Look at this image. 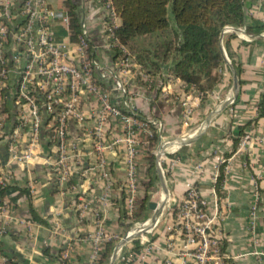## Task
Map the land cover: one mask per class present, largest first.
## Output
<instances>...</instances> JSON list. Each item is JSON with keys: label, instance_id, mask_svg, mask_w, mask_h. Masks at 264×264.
<instances>
[{"label": "crops", "instance_id": "crops-1", "mask_svg": "<svg viewBox=\"0 0 264 264\" xmlns=\"http://www.w3.org/2000/svg\"><path fill=\"white\" fill-rule=\"evenodd\" d=\"M48 1L52 8H66V0ZM71 1L86 23L94 55L114 65L119 50L110 46L105 0ZM245 9V28L264 25V0H246ZM53 29L58 40L67 38L60 22H54ZM234 32L236 37L230 38L232 32L226 33L222 42L224 46V41L229 40L240 66V89L232 104L226 102L234 82L229 65L215 71L223 73V79L204 96L165 68L155 74L147 72L126 45L134 57L127 75L133 106L146 118L162 120L164 135L169 140L167 157L160 163L157 157L150 172L147 147L140 145L134 183L124 142L104 152L107 177L103 174L92 135L100 109L93 96L86 98L85 119L69 122L72 174L62 186L56 184V146L45 124L38 146L40 158L29 169L17 164L5 167L11 179L0 204L8 207L13 219L0 236V264H91L94 236L101 226L115 242V249L129 232L137 230L121 246L113 264L178 261V236L168 226L176 202L191 185L199 187L208 200L209 212L217 215L222 249L229 256L225 264H264V148L256 144L238 150L243 134H260L264 130V30ZM16 77L17 72L10 70L9 80L0 89V121L5 128L0 153L6 161L11 136L18 139L20 146L31 140L30 127H21L23 116L14 102ZM103 84L110 87V81ZM187 106L192 107V115L186 123ZM109 129L112 134L123 135L122 127L115 121ZM222 164L224 182L222 194H217L215 175ZM151 179L153 184L149 186ZM147 194L150 197L143 207ZM216 194L219 200L215 199ZM131 196L135 202L133 212L128 201ZM150 202H156L157 207L151 208ZM256 202L257 208L253 210ZM81 205L87 206L85 211ZM142 224L144 228L139 230ZM104 248L105 245L97 264ZM111 257L107 264H111Z\"/></svg>", "mask_w": 264, "mask_h": 264}, {"label": "built area", "instance_id": "built-area-1", "mask_svg": "<svg viewBox=\"0 0 264 264\" xmlns=\"http://www.w3.org/2000/svg\"><path fill=\"white\" fill-rule=\"evenodd\" d=\"M18 2L0 0V89L9 80L10 70H15L17 77L12 91L14 102L23 116L21 127H30L31 140L27 145L20 146L18 139H12L11 136L8 161L0 153V188L8 185L11 179L6 166L17 164L22 169H29L40 158L38 146L45 124L49 126V138L56 146L58 185L62 186L69 181L72 174L69 122L72 119H85L83 108L89 96L96 98L100 104L92 135L105 177L107 172L104 152L123 142L127 144L128 169L132 183L136 174L138 148L140 145L147 146L148 136L159 134L161 143L156 155L159 163L165 159L169 140L164 135L162 120L151 117L144 122L133 106L127 75L134 65V57L115 34L120 18L111 1L105 0L108 8L105 24L110 46L119 50L117 60L112 66L94 55L95 47L89 39L84 21L78 40L70 39V18L65 7L52 8L48 0H22L21 4ZM54 22L65 26L67 38L57 39L53 29ZM234 31L246 34L245 27L234 26H227L222 34ZM10 63L13 66L11 68ZM104 81H110V87L105 86ZM226 102L232 104L234 98L228 96ZM124 109L131 114L125 113ZM191 115L192 107L187 106L186 123ZM114 121L122 127L123 135L111 133L109 127ZM4 136V123L0 121V138ZM256 144L264 148V130L260 134H243L238 150H246ZM219 174L218 169L216 180ZM257 197L260 198L259 193ZM215 199L219 200L217 194ZM128 201L130 212H133L134 197L131 196ZM81 207L85 211L87 206ZM256 208L257 202L253 205V210ZM173 212L172 223L168 229L175 231L178 236L179 244L176 247L180 259L168 260L165 264H225L229 256L222 249V230L217 215L209 212L208 200L197 185L189 186L185 196L176 202ZM12 219L8 207L0 204V236L7 231L8 221ZM143 224L139 226V230L144 228ZM136 231L129 232L127 236L137 233ZM110 239L101 226L94 236L95 250L91 264H97L102 246ZM121 249L119 247L118 252Z\"/></svg>", "mask_w": 264, "mask_h": 264}, {"label": "trees", "instance_id": "trees-1", "mask_svg": "<svg viewBox=\"0 0 264 264\" xmlns=\"http://www.w3.org/2000/svg\"><path fill=\"white\" fill-rule=\"evenodd\" d=\"M18 1L21 4L22 0ZM110 1L121 19V25L115 28V34L123 44L129 46L130 50L134 49L132 42L138 38L137 36L154 34L159 36L160 40L151 43L150 47H143L137 53L132 50L147 72L155 74L165 68L174 76L179 77L188 87L194 88L204 96L223 79L224 74L215 73V71L228 67L225 53L239 74L240 66L230 47L229 40L224 41V51L221 35L227 26L239 28L246 25V0ZM170 8L175 19L173 26L168 17ZM66 9L70 18V39L77 41L82 33L83 19L77 6L71 0H66ZM246 30L250 33H260L264 30V25L257 28L247 26ZM236 36V32L229 34L230 38ZM124 112L131 114L126 109ZM137 115L142 121H147L142 114ZM147 140L150 172L156 166V150L160 143L159 134L154 133L148 136ZM224 169L225 164H222L215 183L217 194H222ZM152 184L151 179L149 186ZM8 188L9 185L0 188V199L6 195ZM149 197L148 194L145 196L143 207H146ZM123 213L125 214L126 211ZM132 224L133 222L129 226ZM115 247V242L108 240L98 264H107Z\"/></svg>", "mask_w": 264, "mask_h": 264}, {"label": "water", "instance_id": "water-1", "mask_svg": "<svg viewBox=\"0 0 264 264\" xmlns=\"http://www.w3.org/2000/svg\"><path fill=\"white\" fill-rule=\"evenodd\" d=\"M223 38H224V35L222 34L221 35V43L223 42ZM222 49L225 51L224 49V46L222 45ZM225 56H226V59H227V62L229 64V66L231 67L232 71H233V77H234V82H233V88H232V94L231 96L235 99L239 93V89H240V80H239V77H238V74L234 68V66L232 65V63L230 62L229 58L227 57L226 53H225ZM150 206L151 208H156L157 207V204L156 202H150ZM135 234L133 235H129V236H126V238L122 241V243L117 246V248L115 249L112 257H111V264L114 263L115 261V258H116V255H117V252H118V248L121 247L128 239H130L132 236H134Z\"/></svg>", "mask_w": 264, "mask_h": 264}, {"label": "rangeland", "instance_id": "rangeland-1", "mask_svg": "<svg viewBox=\"0 0 264 264\" xmlns=\"http://www.w3.org/2000/svg\"><path fill=\"white\" fill-rule=\"evenodd\" d=\"M169 20L171 25H175V19H174V15L171 11V8L169 9V14H168ZM138 38L134 39V41L132 42L134 44V50L135 53L140 52L141 49L143 47H150L151 43H155L158 40H160L159 36L154 34V35H146V36H137ZM134 53V54H135Z\"/></svg>", "mask_w": 264, "mask_h": 264}]
</instances>
